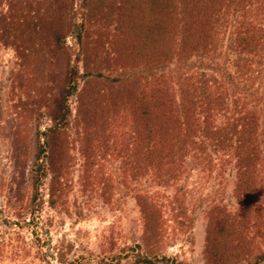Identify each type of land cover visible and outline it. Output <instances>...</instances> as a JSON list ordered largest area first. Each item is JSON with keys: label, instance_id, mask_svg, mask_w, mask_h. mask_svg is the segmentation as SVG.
<instances>
[{"label": "trees", "instance_id": "1", "mask_svg": "<svg viewBox=\"0 0 264 264\" xmlns=\"http://www.w3.org/2000/svg\"><path fill=\"white\" fill-rule=\"evenodd\" d=\"M46 1L47 6L37 0H16L8 17L20 35L18 52L30 71L29 77L20 73L15 79L26 100L7 129L1 126L4 112L0 107V138L9 130L13 140L8 204L16 210V217L26 216L21 211L30 184L31 202L26 212L35 224L47 179L50 207L65 206L64 181L71 160L66 130L74 112L71 102L76 100L75 113L83 134V184L91 188L98 181L102 196L111 197L113 186L97 167L110 155L124 157L126 172L133 177L155 170L158 178L169 182L188 144L202 150L193 142L200 131L216 148L230 152L238 170V209L233 213L219 205L210 211L205 264H240L252 253L264 223L258 198L262 158L256 143L259 125L255 115L244 112L242 100L235 98L238 117L233 115L223 127H217L211 123L212 111L222 109L223 99L200 94L192 76L180 91V112L173 89L164 80L152 84L144 82L146 78L113 77L110 72L159 65L172 56L178 60L197 53L209 57L215 53L220 23L234 13L239 14L237 49L257 55L264 44V0H81L80 10L75 9V0ZM69 37L78 50L74 58L67 44ZM246 61L237 63V74L245 85L254 73ZM223 86L221 83L219 88ZM44 117L51 124L42 131ZM136 201L144 232L142 243L131 249L133 264H177L163 256V205L143 195ZM180 213L184 214L182 206ZM111 245V250L115 249L116 244ZM40 257L49 264L47 254ZM111 257L107 264H120L123 259ZM263 263L264 254L250 264Z\"/></svg>", "mask_w": 264, "mask_h": 264}, {"label": "rangeland", "instance_id": "2", "mask_svg": "<svg viewBox=\"0 0 264 264\" xmlns=\"http://www.w3.org/2000/svg\"><path fill=\"white\" fill-rule=\"evenodd\" d=\"M15 1L0 0V107L4 112L3 128H8L17 120V111L26 100L24 92L15 83L16 77L20 73L30 76L18 52L20 35L12 29L8 19ZM37 1L46 6L49 4L45 0ZM80 7L81 0H75V9L80 10ZM238 26L239 14L224 18L218 27L215 53L209 57L197 53L188 60H178V57L172 56L159 65L125 73L113 70L110 74L127 79L142 77L146 78L144 82L152 84L164 80L173 89L180 112L183 109L180 91L187 78L192 76V83L200 94L210 93L218 101L223 99L222 109L212 111L211 123L217 127H223L233 115L238 117L233 100H242L240 107L245 109L244 112L255 115L259 125L256 143L262 161L258 166V198L262 201L260 209L264 212V44L257 55L241 53L235 44ZM96 29L91 31L94 33ZM67 44L74 58L78 50L73 47V37L68 38ZM245 60L254 71L246 81L247 85L240 81L237 74V63L243 65L241 62ZM80 68L83 71L81 65ZM229 76L231 78L227 79ZM221 83L224 86L219 88ZM234 84L237 86L234 87ZM71 103L74 112L66 130L71 154L64 181L66 203L63 208L50 207L47 179L42 188L41 207L35 213V224L31 223L33 217L26 212L31 202L30 184L27 185L28 193L22 211L17 209L26 214L25 218H17L16 210L8 204L13 140L9 130L0 138V264H47L41 259V254L49 256L46 259L49 264H107L112 255L123 258L120 264H133L131 249L142 243L144 232V221L136 201L141 195L163 205V256L177 264H205V237L210 211L219 205L233 213L238 209L235 198L238 170L231 153L216 148L215 143L200 131L193 142L202 150L188 144L184 159H178V167H174V175L169 182L158 178L155 170L138 178L133 177L126 172L124 157L110 155L97 167L113 186L111 197L102 196V186L98 181L91 188H85L83 184V134L75 113L76 100ZM50 124L48 117H44L41 130ZM180 206L184 208V214L180 213ZM112 242L116 244L113 250ZM252 250L240 264L254 263L257 256L264 254V223Z\"/></svg>", "mask_w": 264, "mask_h": 264}]
</instances>
